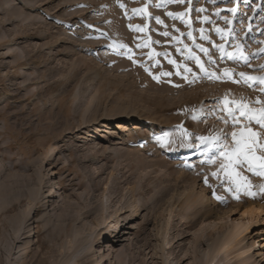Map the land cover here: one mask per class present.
<instances>
[{
	"label": "rangeland",
	"instance_id": "obj_1",
	"mask_svg": "<svg viewBox=\"0 0 264 264\" xmlns=\"http://www.w3.org/2000/svg\"><path fill=\"white\" fill-rule=\"evenodd\" d=\"M227 1L0 0V264H194L186 252L204 256L240 221L256 222L244 244L261 236L264 170L235 166L238 186L221 167L242 125L264 144L237 107L264 108V58L220 53ZM254 1L241 0L239 31ZM123 214L133 227L105 261Z\"/></svg>",
	"mask_w": 264,
	"mask_h": 264
},
{
	"label": "bare ground",
	"instance_id": "obj_2",
	"mask_svg": "<svg viewBox=\"0 0 264 264\" xmlns=\"http://www.w3.org/2000/svg\"><path fill=\"white\" fill-rule=\"evenodd\" d=\"M142 7V6H141ZM144 7V6H143ZM137 9V8H136ZM140 9V8H139ZM144 10V8H142ZM141 9V10H142ZM137 11V10H136ZM135 11V12H136ZM134 12V10H133ZM136 13H139V12H136ZM174 13V12H173ZM176 14V13H175ZM178 15V16H177ZM175 16L179 17L180 15L177 14ZM184 16V15H183ZM124 44V43H123ZM121 45V44H120ZM117 48H118V45H115ZM113 46V47H115ZM112 47V45H111ZM121 48V46H119ZM124 48V47H122ZM242 48V47H241ZM240 48V49H241ZM113 49V48H112ZM128 49V48H127ZM116 50V49H115ZM120 50V49H119ZM122 50V49H121ZM123 51V50H122ZM131 51V49H130ZM243 51V49H242ZM241 52V51H239ZM239 52H237V54L239 55ZM245 53V51L243 52ZM242 53V56L245 55ZM241 56V57H242ZM187 66V65H185ZM184 66V68H186ZM183 68V69H184ZM187 70V68H186ZM240 72V71H239ZM242 72V71H241ZM248 75H250L249 73H247ZM256 75V74H255ZM258 75V74H257ZM256 75V76H257ZM262 75V74H260ZM259 76V75H258ZM257 76V77H258ZM253 77L255 78V76L253 75ZM247 78V77H245ZM243 77V79H245ZM261 78V77H260ZM248 79V78H247ZM258 79V78H257ZM250 79H248L249 81ZM255 80V79H254ZM253 81V80H251ZM250 81V82H251ZM259 81V80H258ZM257 81V82H258ZM263 81V80H262ZM260 81V82H262ZM264 82V81H263ZM262 84V83H261ZM263 85V84H262ZM264 87V85H263ZM132 118V117H131ZM127 119V117L125 118ZM133 119V118H132ZM131 119V120H132ZM126 123H131L129 119H127L125 121ZM120 125V124H118ZM118 127V126H117ZM120 129V128H118ZM161 137V136H160ZM121 138V137H120ZM207 142V141H206ZM200 151V150H198ZM198 153V152H197ZM196 153V154H197ZM199 154V153H198ZM194 155V154H193ZM191 155V156H193ZM203 155V154H202ZM199 156V155H198ZM202 157H200L201 159ZM187 161H189L187 159ZM203 161V160H202ZM186 162V161H185ZM187 163V162H186ZM194 163V162H192ZM4 165V161L2 160V158L0 157V166H3ZM195 166V165H193ZM192 167V166H191ZM261 171V170H260ZM259 170L257 172H260ZM263 172V171H262ZM53 172L52 174L50 175L51 177H53ZM49 179V177L46 178V180ZM42 181L45 182V179L43 178ZM54 185H55V188L56 190L54 191ZM57 188H60L59 184L58 183H54L52 185V187L50 188V191H48L49 195L50 196H54L59 193V189L57 190ZM139 204L136 202V204L134 205L135 209H134V213L132 214V217L130 218L131 220L132 219H136L138 216V207ZM125 215H121L119 217L120 218H124L123 219V222L122 223H119V220H118V226H115V230L112 231V233H107L105 234L104 236H102V241L101 242H106V246L108 247L107 249H103L102 253L101 254V257L102 259H107V257H110V255L113 253L114 249H111V246L112 247H115V245H118V244H121L123 241H125V235L129 233L128 230L126 229H130L132 228L130 226V222H128L129 218L128 217H124ZM33 215H32V212L31 210L28 211V213H25L24 215V220L26 221L27 219L28 220H31L33 219ZM121 219V220H122ZM256 227V222H251V221H248V220H245V221H240L236 224V226L232 229V231L230 232V234H228V236L224 233H220L219 236H218V241H217V237L215 238L216 241L211 244V246L209 247L210 249L205 248L207 249L206 250V254L204 252V256L202 255H199L201 253V251H199L196 247H192V249L189 251V252H186L185 253V256H187V258H190L192 260L195 261L194 264H217V258H219V256L223 255V260L225 261V264H230L232 259L234 258L233 260V264H236V261L237 263L239 264H263L261 261H264V253L261 251V245L262 243L264 242V229L262 231V234L261 236H263V239L260 240L261 236L259 235L257 238H249L250 240L248 242H246V244H244V241L248 238V236H250L252 233H253V230L254 228ZM111 229V228H110ZM108 232H109V229H108ZM226 236V237H225ZM199 239V238H198ZM226 240V241H225ZM247 241V240H246ZM225 242L228 243V245L225 244ZM165 244V243H164ZM238 244H243V246L240 248V250H238L239 252L237 254H234L231 258H229L228 256V251L230 250V248H234L236 245ZM264 244V243H263ZM166 246V244H165ZM166 249V248H165ZM164 249V250H165ZM108 250L109 254L108 256L105 258V251ZM166 251V250H165ZM165 253V252H164ZM108 260V259H107ZM167 260V259H166ZM215 261V262H214ZM219 261V260H218ZM193 262V261H192ZM165 263H168V260L167 262L164 261L163 264ZM170 264V263H169ZM221 264V263H220Z\"/></svg>",
	"mask_w": 264,
	"mask_h": 264
},
{
	"label": "snow or ice",
	"instance_id": "obj_3",
	"mask_svg": "<svg viewBox=\"0 0 264 264\" xmlns=\"http://www.w3.org/2000/svg\"><path fill=\"white\" fill-rule=\"evenodd\" d=\"M227 74L228 73L226 70V75ZM240 75L244 76L245 74L241 73ZM248 79L252 80L255 78L248 77ZM262 80H264V78H262ZM225 102L228 103L227 100ZM257 103H260V101H257ZM237 107L239 109L240 116L245 117V119H247L250 123L254 121L256 124L264 127V108L253 110L244 103L238 104ZM233 121L238 122L236 115H233ZM241 127L244 130L239 133L233 132L231 134L232 139L235 142V147L231 152L226 151L223 153L225 155L227 164L221 166L225 168H231L233 170L231 175L235 177V182L238 184V186L242 185H240L239 173L235 171V166L246 165L249 168L258 166L261 170H264V155H256V150L258 148H264V144L260 143L258 139L259 133L253 131L250 127H245L243 125ZM258 174H264V172ZM252 194L254 195V193Z\"/></svg>",
	"mask_w": 264,
	"mask_h": 264
},
{
	"label": "water",
	"instance_id": "obj_4",
	"mask_svg": "<svg viewBox=\"0 0 264 264\" xmlns=\"http://www.w3.org/2000/svg\"><path fill=\"white\" fill-rule=\"evenodd\" d=\"M37 11H41L42 13H44L43 10H41V9H37ZM48 19L51 20V21H57V22H59V20L56 19L54 16H49ZM60 23H63V22H60ZM67 27H71V26H67Z\"/></svg>",
	"mask_w": 264,
	"mask_h": 264
}]
</instances>
